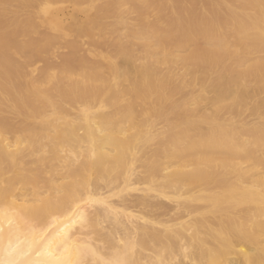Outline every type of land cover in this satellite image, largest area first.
Here are the masks:
<instances>
[{"label":"bare ground","instance_id":"6f19581e","mask_svg":"<svg viewBox=\"0 0 264 264\" xmlns=\"http://www.w3.org/2000/svg\"><path fill=\"white\" fill-rule=\"evenodd\" d=\"M0 264H264V0H0Z\"/></svg>","mask_w":264,"mask_h":264},{"label":"rangeland","instance_id":"374dc122","mask_svg":"<svg viewBox=\"0 0 264 264\" xmlns=\"http://www.w3.org/2000/svg\"><path fill=\"white\" fill-rule=\"evenodd\" d=\"M65 4V3H64ZM60 5H61V7H60ZM66 5V4H65ZM69 5V6H68ZM68 5H66V6H64L63 4H54L53 5V7H52V5H51V7H50V10L53 12V14H52V12H48V16L47 17H52V16H56L57 14V17L56 18H60L59 20H62L63 22H65V19H66V22L65 23H68V22H70L72 19L71 18H69V17H71L70 15H72L73 13H77V12H75L76 10L74 9V8H71L72 6L70 5V4H68ZM55 6H56V8H55ZM66 7H68L67 9H66ZM70 7V8H69ZM69 9V10H68ZM57 10H58V13L56 14V12H57ZM65 10H67V12L65 11ZM73 10H75L74 12H72ZM64 11V12H63ZM69 11V12H68ZM61 12V13H60ZM66 12V13H65ZM49 13H51L52 15L50 16V14ZM64 13V14H63ZM68 13V14H67ZM64 15V16H61V15ZM78 14V16L80 17V18H82L83 17V15L82 14H80V13H77ZM77 14H74V15H72L73 17L74 16H76L77 18H79L78 16H77ZM63 17H65V18H63ZM76 17H74V18H76ZM63 18V19H62ZM69 19V21L67 22V20ZM71 19V20H70ZM177 73H178V75H180L181 73H182V71L180 70V69H178L177 70ZM169 205H171L170 203H169Z\"/></svg>","mask_w":264,"mask_h":264}]
</instances>
